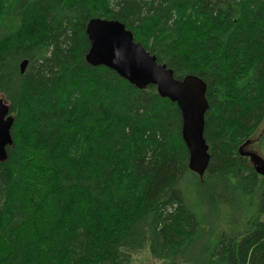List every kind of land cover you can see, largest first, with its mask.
Returning <instances> with one entry per match:
<instances>
[{
    "label": "trees",
    "instance_id": "obj_1",
    "mask_svg": "<svg viewBox=\"0 0 264 264\" xmlns=\"http://www.w3.org/2000/svg\"><path fill=\"white\" fill-rule=\"evenodd\" d=\"M93 19L205 82L203 177L176 104L87 63ZM0 98V264H264V0H0Z\"/></svg>",
    "mask_w": 264,
    "mask_h": 264
},
{
    "label": "water",
    "instance_id": "obj_2",
    "mask_svg": "<svg viewBox=\"0 0 264 264\" xmlns=\"http://www.w3.org/2000/svg\"><path fill=\"white\" fill-rule=\"evenodd\" d=\"M86 34L90 42L86 55L88 64L116 72L137 89L154 86L162 98L177 105L182 114V136L189 152V169L203 177L210 160L204 138L205 115L209 109L205 82L194 75L176 79L173 71L159 64L155 56L136 43L133 33L119 21L93 19L86 27ZM27 65V61L21 63L22 73ZM13 123L9 105L0 98V162L7 159V147L13 143Z\"/></svg>",
    "mask_w": 264,
    "mask_h": 264
},
{
    "label": "rangeland",
    "instance_id": "obj_3",
    "mask_svg": "<svg viewBox=\"0 0 264 264\" xmlns=\"http://www.w3.org/2000/svg\"><path fill=\"white\" fill-rule=\"evenodd\" d=\"M263 127H260L257 134L244 146L242 152L248 156L256 169L264 172V147L259 142V136L262 134ZM134 264H164L158 260L152 259L149 252L144 250L135 256Z\"/></svg>",
    "mask_w": 264,
    "mask_h": 264
}]
</instances>
